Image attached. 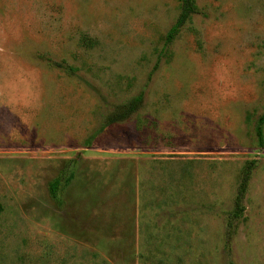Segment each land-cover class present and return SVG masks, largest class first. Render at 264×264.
<instances>
[{"label":"rangeland","instance_id":"1","mask_svg":"<svg viewBox=\"0 0 264 264\" xmlns=\"http://www.w3.org/2000/svg\"><path fill=\"white\" fill-rule=\"evenodd\" d=\"M194 3L0 0V264H264V0Z\"/></svg>","mask_w":264,"mask_h":264},{"label":"trees","instance_id":"2","mask_svg":"<svg viewBox=\"0 0 264 264\" xmlns=\"http://www.w3.org/2000/svg\"><path fill=\"white\" fill-rule=\"evenodd\" d=\"M196 9V5L194 3V0H182V9L180 12V15L178 19L176 20L175 24L171 27L167 34V40L171 41L176 33L178 32L179 28L184 24L186 21L188 15L193 12ZM139 98H136L132 102H130L128 105H126V108L128 110H131L135 107L136 103L138 102ZM108 121H111V118L108 119ZM255 165L254 160L248 161L244 167L242 168V171L240 173L239 181L235 190V194L233 196V208L228 216V220L226 225L228 226V232L233 227V222L239 219L244 211V204L243 200L245 197V192L247 190L250 173L253 169V166ZM70 165L66 166L61 173L51 181L50 183V193L52 197L55 199L57 198V191L59 188V185H61L62 182L68 179V175L70 173ZM229 235H226V238L228 241L231 238Z\"/></svg>","mask_w":264,"mask_h":264}]
</instances>
